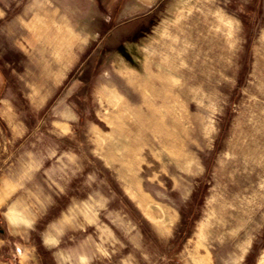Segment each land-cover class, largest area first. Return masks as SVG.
Returning <instances> with one entry per match:
<instances>
[{
    "label": "rangeland",
    "instance_id": "rangeland-1",
    "mask_svg": "<svg viewBox=\"0 0 264 264\" xmlns=\"http://www.w3.org/2000/svg\"><path fill=\"white\" fill-rule=\"evenodd\" d=\"M74 248L264 264V0H0V259Z\"/></svg>",
    "mask_w": 264,
    "mask_h": 264
},
{
    "label": "crops",
    "instance_id": "crops-1",
    "mask_svg": "<svg viewBox=\"0 0 264 264\" xmlns=\"http://www.w3.org/2000/svg\"><path fill=\"white\" fill-rule=\"evenodd\" d=\"M142 230H143V228H142ZM141 233H142V231L140 232V234ZM42 235H43L44 238L45 237H49V234H47L46 232H43ZM44 242H46V240H44ZM7 248L10 249L9 247H7ZM70 250H69V252L71 254L73 253V255H74L73 257L74 258L75 257H78L81 261H84L85 260L86 256L83 255V254H79L77 248H74L72 251H70ZM61 251L60 250L58 251V249H55L54 250V264H68V263H71V262H67L65 260L66 259L65 252H63V251L61 252ZM6 252L9 254L8 250H6ZM1 254H3V252H1ZM85 261L83 263H80V264H94L95 263V261H93V259L92 260H88L87 259ZM22 262H25V261H22ZM0 264H11V260L8 259V258L0 259ZM19 264H21V263L19 262ZM29 264H39V263L38 262H32V263H29Z\"/></svg>",
    "mask_w": 264,
    "mask_h": 264
},
{
    "label": "bare ground",
    "instance_id": "bare-ground-1",
    "mask_svg": "<svg viewBox=\"0 0 264 264\" xmlns=\"http://www.w3.org/2000/svg\"><path fill=\"white\" fill-rule=\"evenodd\" d=\"M256 148H257V147H256ZM256 148H255V149H256ZM253 155H254V154H253ZM256 162H257V161H256Z\"/></svg>",
    "mask_w": 264,
    "mask_h": 264
}]
</instances>
